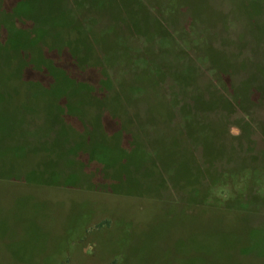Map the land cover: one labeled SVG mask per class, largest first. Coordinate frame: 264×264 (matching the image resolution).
<instances>
[{
  "label": "rangeland",
  "instance_id": "obj_1",
  "mask_svg": "<svg viewBox=\"0 0 264 264\" xmlns=\"http://www.w3.org/2000/svg\"><path fill=\"white\" fill-rule=\"evenodd\" d=\"M0 264H264V0H0Z\"/></svg>",
  "mask_w": 264,
  "mask_h": 264
}]
</instances>
